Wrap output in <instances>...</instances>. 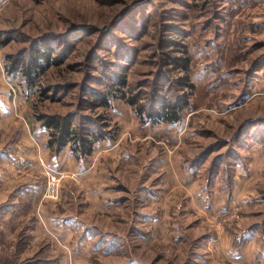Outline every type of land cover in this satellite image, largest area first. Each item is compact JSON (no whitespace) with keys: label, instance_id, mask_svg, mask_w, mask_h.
Listing matches in <instances>:
<instances>
[{"label":"rangeland","instance_id":"1","mask_svg":"<svg viewBox=\"0 0 264 264\" xmlns=\"http://www.w3.org/2000/svg\"><path fill=\"white\" fill-rule=\"evenodd\" d=\"M49 47L58 64L29 85L24 64ZM0 57L1 127L48 134L46 115L112 135L86 158L45 154L65 174L57 199L43 170L0 183V264H264V0H10ZM124 74L138 105L157 86L185 93L181 121L142 122L121 98L103 106ZM4 131L0 147L19 140ZM20 181L30 206L10 217ZM235 200L220 251L206 240L226 239L216 230Z\"/></svg>","mask_w":264,"mask_h":264},{"label":"trees","instance_id":"2","mask_svg":"<svg viewBox=\"0 0 264 264\" xmlns=\"http://www.w3.org/2000/svg\"><path fill=\"white\" fill-rule=\"evenodd\" d=\"M54 52L55 51L51 47L46 48V50L33 55L29 61L24 64L23 76L29 85H32L36 76L41 73H46L51 66L58 64L56 57L52 56ZM173 62L175 65L181 66L185 70V75L181 80L184 81L185 85L188 84L192 87L193 85L188 83L190 81L189 58L176 57ZM17 64L18 63L14 61L12 69H14ZM117 84L119 85L118 89H115L113 93L110 92L106 94L104 98L101 99L103 106L109 107L111 99H124L136 108L135 111L142 122L149 121L153 124L178 123L181 121L182 112L190 104L189 97L186 96L185 93L180 96H175L174 99H169L167 97L168 90L165 91L163 87L157 86L153 94L150 95V99L153 100L151 105H138L134 99L126 97V93L123 91V89L127 88L128 84V79L125 74L119 75ZM116 91L121 92V94ZM37 118L42 122L43 127L49 131L46 147L54 154H60L67 146H70L74 157L77 159L86 158L94 153L97 142L112 136L111 133L103 131L98 127L96 128V126L95 128L91 127L87 129L81 122L73 126V120L69 117L59 118L39 115ZM262 230L263 233L264 228Z\"/></svg>","mask_w":264,"mask_h":264},{"label":"crops","instance_id":"3","mask_svg":"<svg viewBox=\"0 0 264 264\" xmlns=\"http://www.w3.org/2000/svg\"><path fill=\"white\" fill-rule=\"evenodd\" d=\"M0 106L5 108L7 107L6 109L9 111L11 104L7 100L0 99ZM11 118H12L11 115L9 116L0 115V121H4V120L8 121L11 120ZM28 123L29 122L27 123L22 122L20 128L16 129L15 127H12V129L10 130H8L9 129L8 127L5 128L3 126L2 127L0 126V133L3 132V130H5L4 132L6 134H10V132H12L11 134V136L13 135L12 140H16L17 138H19L18 141L13 142L10 146L0 147V183L11 182L12 184L10 185L6 184L9 185L11 189L16 185L11 181V178H14V176L18 175L20 172H27V173L30 171L41 172L43 169L42 166L38 163V153L41 152L46 162L45 154L49 152V150L46 147V142L48 139L47 131L44 130L40 124L34 125L33 123L31 124ZM36 142L39 145V147L36 145ZM103 147H100V151L103 150ZM15 153L22 155V159L18 162H17L18 156L15 155ZM19 183H22V186L20 187L22 189L20 190L19 194H20V199H22L23 201L22 203H20V205H18V203L16 202L15 205L10 207V209H7L8 212L9 211L13 212L12 215H10V217H14L18 215V214L17 215L14 214L16 213V208L20 210L19 212L21 211L25 212V210L29 209L30 206L29 204L25 203L24 200H25V196H27L26 194H28L25 190L26 188H29L31 185L30 183H25L24 181H20ZM42 199L43 198L38 199L39 200L38 203L43 202ZM229 229L230 228H228L227 230L225 229L226 231H224L223 229H220L219 231L216 230L217 231L216 235L219 236L226 235V239L218 241V240H214L215 238H211L206 241L209 242L211 240L210 242L213 241L212 243H214L215 245H217L216 243H219L218 244L219 247L216 246V248H219V250L222 251L224 246H226V243L228 242L227 240L229 239L227 236Z\"/></svg>","mask_w":264,"mask_h":264},{"label":"built area","instance_id":"4","mask_svg":"<svg viewBox=\"0 0 264 264\" xmlns=\"http://www.w3.org/2000/svg\"><path fill=\"white\" fill-rule=\"evenodd\" d=\"M9 2H10V0H0V9L2 7H4V5H7V3H9ZM0 64H1V67L3 68L1 57H0ZM36 145L39 147L37 142H36ZM15 155L18 156L17 162L22 159V155H20L18 153H15ZM38 163L42 166V169H43L45 175L47 176L48 183H47V189H46L45 197L57 199L59 186H60L61 180L64 178L65 174L62 172H58V171L54 170L53 168H51L49 165H47V163L45 162L41 152L38 153ZM81 174L82 173L77 172L74 175L80 176ZM235 205H241V204L235 200L232 207H234ZM239 209L240 208L237 206H235V208H231L230 212H228L225 215V217L219 221V223H220L219 228L223 229V230H225V227L231 228V224L234 223L235 221L239 220L241 217V213L239 212Z\"/></svg>","mask_w":264,"mask_h":264}]
</instances>
